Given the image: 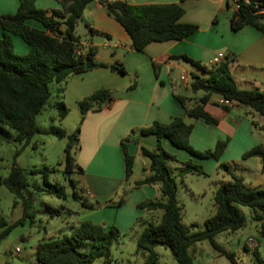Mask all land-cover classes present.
I'll use <instances>...</instances> for the list:
<instances>
[{
	"label": "trees",
	"instance_id": "trees-1",
	"mask_svg": "<svg viewBox=\"0 0 264 264\" xmlns=\"http://www.w3.org/2000/svg\"><path fill=\"white\" fill-rule=\"evenodd\" d=\"M18 1L14 13L0 14V28L3 30L0 37V139H11L20 144V148L14 153L15 158L37 133L54 134L58 138L66 137L63 173L73 188L72 197L80 198L85 203L80 189L77 188V180L70 175L83 172L81 165L72 156L73 149L79 148L80 125L71 134H66L60 128L40 127L36 116L48 103L51 83L64 81L72 74L86 71L85 61L92 62V47L78 56L75 55L74 48L79 42L75 27L86 5L93 0H56L59 8L51 10L37 7L34 0ZM101 1L129 36L130 47L137 51H142L151 42L183 39L198 28L197 24L180 21L184 13L180 3L131 4L121 0ZM235 3L237 6H234L230 16L232 30L251 25L264 34V0H235ZM27 19L38 21L44 29L29 26ZM11 34L19 35L28 44L29 50L26 54L14 52ZM172 57L183 59L193 67L188 87L193 93H201L194 97L174 95L183 106L186 117L193 120L203 118L206 122L215 123V118L206 112L204 106L213 96H218L222 99L220 106L224 110H229L231 103H238L249 109L248 114L256 113L264 118V91L256 88L242 89L236 85L230 71L231 54H226L217 63L208 64H203L184 53ZM95 65L108 66L114 71L125 73L122 63L109 65L97 62ZM159 66L160 63L154 61L156 74L159 72ZM132 86L133 84L128 88ZM112 100L113 91L106 87L98 88L82 97L77 102L81 114L80 123L88 110H99L101 104L109 106ZM224 100L229 104L224 103ZM54 106L59 118L66 116L68 107L64 102H58ZM251 125L255 126L253 119ZM192 128V122L175 116L169 122L154 121L149 126L131 129L120 141L125 179H128L133 173L134 165V155L127 150L128 143L137 142L134 135L153 134L157 139L153 148L139 146L140 154L149 161V174L135 184H157L160 198L142 200L136 206L141 210L162 212L160 218L147 221L136 237V253L142 254V264H155L158 261L154 250L157 245L168 248L177 264H193L190 248L203 240L208 241L215 250L225 256L230 264H240L237 255L222 249L214 238L221 232H233L245 225V216L239 206L251 208L255 220H261L257 211L264 213V187L245 186L243 178L233 174L228 165L221 162L219 166L230 174V179L220 183L213 193L214 213L204 219L201 229L188 230L181 225L176 182L167 164L169 160H176V157L164 148L162 139L166 138L190 155L216 160H219L227 143L217 141L213 149L198 150L189 140ZM32 146H35V143ZM255 156L264 162L263 145L253 146L242 154V158ZM183 163L184 166L179 170L180 175L190 171L204 174L200 164L192 163L190 159ZM43 169L50 171L46 166ZM43 179L47 189L37 183L30 184L24 169L15 159L7 176L0 178V184L16 198L14 205L18 200L22 201L21 217L12 222L0 217V240L14 227L22 224L25 218L31 217L29 200L25 194L28 187L66 198L67 193L63 185L50 183L46 177ZM121 193L126 194L127 189H123ZM124 201L121 197L116 205L119 206ZM47 209L52 210L49 207ZM118 235L119 231L114 225L81 221L69 233L39 241L35 246L34 264H87L97 258L110 262V248L117 241ZM259 235L264 240V220L260 222ZM85 240L90 241L91 246L88 250L81 251L79 246ZM251 253L257 261L264 264L257 247L252 248Z\"/></svg>",
	"mask_w": 264,
	"mask_h": 264
},
{
	"label": "crops",
	"instance_id": "crops-1",
	"mask_svg": "<svg viewBox=\"0 0 264 264\" xmlns=\"http://www.w3.org/2000/svg\"><path fill=\"white\" fill-rule=\"evenodd\" d=\"M34 1L37 7L45 10L59 8L56 0ZM121 1L131 4L180 3L184 9L180 21L197 24L198 28L183 39L151 42L142 51H137L130 47L129 36L108 13L106 5L101 0L91 1L86 5L75 27V34L79 37L78 44L82 47V53L92 47L91 63L94 66L84 72L72 74L64 81L53 82L55 85L51 94L54 93V99L47 105L50 104L49 106L56 110L54 105L62 101L67 107L77 110V102L98 88L106 87L116 91L109 106L105 104L103 109L88 110L83 117L79 130L81 142L79 150L83 157L79 155V163L85 168L82 173H77L76 180L77 188L86 202L88 198H109L113 193H119V190H116L121 185L127 184L130 188L127 201L116 207L111 214L99 217L87 206L79 205L82 214L80 219L108 225L114 221L127 228L141 215L136 206L138 202L158 199L160 196L157 184L141 186L135 184L149 174V161L139 159V146L153 148L157 139L153 134L134 135L137 142L128 143V152L137 160V169L142 170L141 176L135 178L132 183L125 179L121 139L127 136L131 129L149 126L154 121L169 122L175 116L185 117L184 108L175 98V94L186 97L201 94L187 93L190 90L189 79L184 83L180 80V75L186 73L189 78L192 67L188 62L172 55L184 53L203 64H208L217 52H223L224 56L231 54L230 71L236 85L242 89L256 88L264 91V34L251 25L232 30L230 16L235 0ZM18 4V0H0V14L14 13ZM26 23L31 27L44 29L34 19H27ZM2 33L3 30L0 28V37ZM11 39L18 54L28 52V44L19 35L11 34ZM101 48L109 51V58H105L100 52ZM154 61L160 63L158 74L155 73ZM97 62L109 65L122 63L125 73L114 71L108 66H96ZM132 84L133 86L128 88ZM180 85L185 89L184 93L179 91ZM221 102L220 97L213 96L204 106L206 112L215 118V123L206 122L203 118L192 121L193 128L189 137L191 145L198 150H205L213 149L217 141H226L219 161L226 164L232 162L234 166L230 171L242 177L245 186L264 187V162L257 156L252 163L245 160L247 158H242V154L253 146L258 144L264 146V121L256 113L248 114L249 109L241 104L231 103L229 110H224L220 106ZM251 119L255 121V126L251 125ZM162 144L169 152L175 153L177 149H181L166 138L162 139ZM184 152L180 158L186 161L190 159L188 157L190 154L185 150ZM109 153L114 156L113 163L107 157ZM215 161H207V166L204 162V171L210 173L208 165L214 168L217 164ZM90 167L100 171L90 172ZM112 168L115 170L111 173L109 169ZM245 173L254 175L251 182H244ZM220 174L222 178L216 189L230 177L228 172V175L222 172ZM239 209L245 216L243 208L239 206ZM87 210L92 212L86 213ZM253 212L250 208L249 218L247 220L245 217V225L242 228L233 232H221L214 238L222 249L234 252L240 264H262L251 253L252 248L247 242L249 237L255 240V247L264 260V240L259 235V225L264 220V213L257 211L261 215V220H255L252 217ZM82 245L84 250H87L91 242L85 240ZM190 251L193 264H229L226 261L228 259L206 240L195 243ZM241 251H247V262L240 259L238 253Z\"/></svg>",
	"mask_w": 264,
	"mask_h": 264
},
{
	"label": "rangeland",
	"instance_id": "rangeland-1",
	"mask_svg": "<svg viewBox=\"0 0 264 264\" xmlns=\"http://www.w3.org/2000/svg\"><path fill=\"white\" fill-rule=\"evenodd\" d=\"M14 52L17 53L15 49ZM100 52L105 58H109L108 50L101 48ZM191 69L194 70L193 67ZM187 79H189V82L190 73ZM54 85V83L50 84L51 91ZM111 90L113 93L116 92L113 89ZM179 91L184 93L185 89L183 86L180 87ZM187 93L192 94V91L188 90ZM53 99L54 93L51 94L48 102L51 104ZM50 104L36 116L37 123L40 127L46 129L60 128L64 130L66 134H71L78 125H81V114L78 109L75 110L68 107L66 116L59 118L57 110L49 106ZM104 107L105 104H101L100 109ZM258 117H261L260 119L264 121L262 116L259 115ZM184 119L186 122L193 121V119L186 116ZM66 142V137L58 138L54 134L37 133L32 137L31 142L21 149L14 158V153L20 148V144L11 139H0V178L7 176L12 162L15 159L18 165L24 169L30 184L37 183L43 187V189H47V184L43 179L46 177L50 183L63 185L67 193L66 198H59L54 194L47 193L45 190L35 191L32 187L26 189L25 194L29 200L31 217L25 218L22 224L14 227L5 238L0 240V264H34L36 262L34 255L35 246L39 241L50 238L48 237L50 235L59 236L63 233H69L73 226H78L81 221H84V219H80L82 216L79 210L80 204L87 206L90 210H93L97 216L101 217L113 213L114 209L118 207L116 204L121 197L125 200L122 204L127 201L130 193V188L127 187V184L121 185L116 190H119V193L115 192L109 198H88V203L84 197L85 203L80 198H73L71 195L73 188L70 181L63 173L65 162L64 146ZM33 143H35V146H32ZM78 146L79 148L81 147L80 140ZM79 148L76 147L73 149L72 156L80 165L79 155L82 158L83 153L80 154ZM170 153L176 157V160H169L167 164L176 182V196L179 205L181 225L188 230L201 229L204 219L214 213L213 193L216 190L217 183L222 178L220 173L227 174V171L219 166L222 161L216 159L217 164L214 168L212 165H210V167L208 165L210 173L204 171L203 163L205 162V166H207V161L214 162V159L209 157L200 158L193 155L188 156L186 154L192 163L202 166L204 174L190 171L180 175L179 170L184 166V160H182L180 156L185 152L184 150L177 149V152ZM107 157L110 162L113 163V154L109 153ZM139 157V159L148 162V159L141 154ZM253 159L255 158L249 157L245 160L252 163L254 161ZM227 165L229 170L234 166L232 162L227 163ZM44 166L49 168L50 171L46 172L43 169ZM137 166V160H134L133 173L128 178L131 183L135 178L141 176L142 170L141 168L137 169ZM114 170V168L109 169L111 173L114 172ZM89 171L96 173V171H100V169L90 167ZM233 171L235 172V169H233ZM70 175L71 178L76 179L77 173H72ZM253 177L254 175L252 173H245L244 182H251ZM227 178L230 179V177ZM123 189H127L126 194L121 193ZM158 198H160V196ZM15 199L14 195L3 184H0V217L8 222H12L22 215V201L18 200L14 205ZM47 207L52 210L47 209ZM240 207L243 208L245 217L248 220L250 208L246 206ZM90 210H87L86 213L92 212ZM139 210L141 211V215L127 228H123L122 225L114 221H111L113 223L110 225L101 223V225L106 226L114 225L119 231L117 241L110 248L112 260L110 262H104L102 258H97L87 264H142V254L136 253V237L147 221L160 218L162 212L161 210ZM257 238H259V236H257ZM16 247L19 248L18 252L15 251ZM79 249L84 251L83 245H80ZM154 250L158 255V261L155 264H177L168 248L163 245H157L154 247ZM238 255L243 262H247V251H241ZM226 261L229 263L228 260Z\"/></svg>",
	"mask_w": 264,
	"mask_h": 264
},
{
	"label": "built area",
	"instance_id": "built-area-1",
	"mask_svg": "<svg viewBox=\"0 0 264 264\" xmlns=\"http://www.w3.org/2000/svg\"><path fill=\"white\" fill-rule=\"evenodd\" d=\"M106 1H110V0H106ZM234 6L236 7L237 4L235 3ZM74 53H75L76 56H78V55H82V54H83V53H82V47H81L79 44H77V45L75 46V48H74ZM223 58H224V54H223V52H217V53L214 54V56L212 57L211 62H212V63H217V62L221 61ZM180 80H181L182 82H184V83H187V74H186V73H182V74L180 75ZM224 103L229 104V102H228L227 100H224ZM247 242L249 243V245H250L251 248H254V247H255V240H254L252 237H249V238L247 239ZM15 251L18 252V251H19V248L16 247V248H15Z\"/></svg>",
	"mask_w": 264,
	"mask_h": 264
},
{
	"label": "water",
	"instance_id": "water-1",
	"mask_svg": "<svg viewBox=\"0 0 264 264\" xmlns=\"http://www.w3.org/2000/svg\"><path fill=\"white\" fill-rule=\"evenodd\" d=\"M85 64H86V68H91L94 66V64L90 63L88 60L85 61Z\"/></svg>",
	"mask_w": 264,
	"mask_h": 264
}]
</instances>
